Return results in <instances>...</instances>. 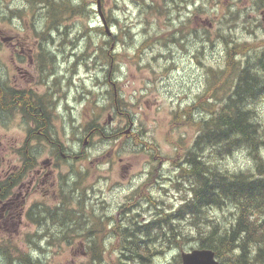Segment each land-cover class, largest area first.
<instances>
[{
	"label": "rangeland",
	"instance_id": "374dc122",
	"mask_svg": "<svg viewBox=\"0 0 264 264\" xmlns=\"http://www.w3.org/2000/svg\"><path fill=\"white\" fill-rule=\"evenodd\" d=\"M34 1L0 0V83L17 78L44 94L49 130L63 151L74 147L81 156L70 164L54 160L55 193H33L22 216L0 226V262L8 264L2 254L15 259L19 252H30L33 264H89L94 255L102 257L98 264H119L125 228L155 220L160 209H180L189 194L191 179L183 167L196 147L198 123L176 115L198 103L213 73L218 78L229 47L247 44L240 59L250 52L251 72L264 74L257 60L264 61V0H100L106 24L98 0H70L72 7L85 2V12L64 14L52 33L54 41L51 8ZM99 27L103 30L92 29ZM118 100L124 103L120 108ZM260 103L258 122L264 128V99ZM15 114L13 108L0 110V157L19 164L17 151L28 139L42 164L51 156L50 145L37 140L40 130L22 126ZM260 150L258 159L247 146L223 150L222 166L254 177L256 161L264 163V147ZM84 204L96 226L83 220ZM236 215L225 208L211 210L207 219L220 222L224 232ZM77 218L94 231L95 238L87 236L84 243L95 254H85L80 236L64 234V224L78 228ZM182 224L190 237L196 236L195 227ZM197 246L186 241L163 255L155 253L152 262L182 264L181 254ZM224 259L218 260L230 264ZM247 260L264 264L262 256Z\"/></svg>",
	"mask_w": 264,
	"mask_h": 264
},
{
	"label": "trees",
	"instance_id": "16d2710c",
	"mask_svg": "<svg viewBox=\"0 0 264 264\" xmlns=\"http://www.w3.org/2000/svg\"><path fill=\"white\" fill-rule=\"evenodd\" d=\"M55 1L39 0L38 2L43 7L48 4L51 8L54 28L57 27L58 21L63 20L64 14L71 12L79 16L85 12V2L72 7L70 0ZM92 29L103 30L101 27ZM246 47L249 50L247 44L229 47L227 49L229 58L226 55L225 65L219 69L218 78H215L216 73H213V76L208 78V86L199 97L198 103L176 115L178 120L185 115L186 121L198 123L196 147L188 153L189 165L183 167V171L191 179L189 194L184 204L173 214L160 209V215L157 212L155 220L152 219L144 225L126 227V237L129 238H126V243L123 239L119 264H125L123 259L125 262L133 261L132 264H151L156 251L157 254L163 255L174 247H180L186 241L196 242L200 249L214 251L221 261L226 257L224 260L229 259L230 264H243V261L247 264V259L254 261L261 256L264 258V163L256 161L257 174L254 177L234 174L222 166V158L227 155L223 150L234 151L238 147L247 146L255 152L258 159L260 148L264 147V128L258 122L260 114L263 116L260 102L264 99V74L259 71H256L257 74L251 72L254 68L246 58L249 57L250 52L245 55V59H240ZM111 59L113 60V57ZM257 60L260 70L264 72V61L262 58ZM112 88L115 94L116 88ZM6 97L7 94L4 98ZM0 99L3 100L2 97ZM121 104L124 105L118 100L115 106L120 108ZM199 108L202 109V114L195 122L193 116ZM203 111L207 113L206 117ZM47 114L50 115L49 112ZM44 134L51 138L55 136L52 130H49V125H45ZM53 141L56 142V138ZM233 146L237 147L232 149ZM199 150L201 153L198 154ZM205 150L207 152L203 153ZM78 191L79 189L76 193ZM77 197L79 202L85 199L84 194ZM225 208L237 211V218L222 232L221 223L214 224L213 220L207 219V216L211 210L215 212ZM80 213L83 220L89 222L91 227L97 225V222L92 220V215L88 214L85 204ZM38 220L37 218L35 221ZM181 220L195 227L197 231L195 237H190V232L186 228L181 229L184 228ZM74 222L78 228L64 226L66 227L64 234L80 236L83 243L87 236L95 238L91 236L94 231L91 227L88 228L86 223L79 222L78 218ZM84 244L87 256L90 252L96 253L91 244L86 242ZM2 247L0 245L1 249ZM234 253L237 255L232 256ZM4 257L8 260V264H16V262L33 264L30 252H19L18 258L15 259L8 253L2 254L1 258ZM101 260L102 257L94 255L89 264H98Z\"/></svg>",
	"mask_w": 264,
	"mask_h": 264
},
{
	"label": "flooded vegetation",
	"instance_id": "af4514ba",
	"mask_svg": "<svg viewBox=\"0 0 264 264\" xmlns=\"http://www.w3.org/2000/svg\"><path fill=\"white\" fill-rule=\"evenodd\" d=\"M38 2L39 0L35 3L38 4ZM38 5L41 8L43 7L41 4ZM57 29L55 27V29L49 31L50 38H52V33L57 31ZM9 40L13 46H16L13 37H9ZM5 94H7V99L9 98V100H5ZM0 97L4 100L0 99L3 111L9 112L12 108L15 109V116L21 120L22 126H29L31 130H40L36 139L40 142L46 141L50 145L51 154L47 160L39 164V154L34 153L32 143L27 139L24 148L17 151L19 164L13 165L12 160L7 161L5 158L2 159L0 157V226H7L8 224L6 223H9L12 218L22 216L20 210L24 209L33 193L44 190L47 193L54 194V191L58 189L59 181L53 173L54 160L56 165L60 161L70 164L72 161H76L78 154L74 147L71 151H63L57 139L54 142L53 138L44 134L45 125L50 126L52 120L50 115L47 114V112L50 113V107L44 99V94H39L32 87L27 88L17 78H10L4 86V90L3 85L0 83ZM134 127L135 124L131 127V131ZM128 264L131 263L129 262Z\"/></svg>",
	"mask_w": 264,
	"mask_h": 264
},
{
	"label": "water",
	"instance_id": "95a60500",
	"mask_svg": "<svg viewBox=\"0 0 264 264\" xmlns=\"http://www.w3.org/2000/svg\"><path fill=\"white\" fill-rule=\"evenodd\" d=\"M98 14L103 23L106 24L104 16L101 11L100 0L97 2ZM182 264H220L216 259L214 251L210 249H195L191 252L181 254Z\"/></svg>",
	"mask_w": 264,
	"mask_h": 264
},
{
	"label": "bare ground",
	"instance_id": "6f19581e",
	"mask_svg": "<svg viewBox=\"0 0 264 264\" xmlns=\"http://www.w3.org/2000/svg\"><path fill=\"white\" fill-rule=\"evenodd\" d=\"M34 2H35V1H34ZM38 4H39V3H38ZM47 5H48V4H47ZM47 5H46V7H47ZM35 7H36V6H35ZM41 11H42V9H41ZM40 13H41V12H40ZM116 20H117V19H116ZM111 25H112V24H111ZM124 25H125V24H124ZM60 26H61V25H60ZM59 28H60V27H59ZM54 29H55V28H54ZM58 30H59V29H58ZM63 30H64V29H63ZM63 33H64V32H63ZM57 52H58V51H57ZM83 57H84V56H83ZM67 59H68V58H67ZM75 68H76V67H75ZM75 70H76V69H75ZM62 81H63V80H62ZM60 83H61V82H60ZM60 87H62V86H60ZM60 91H61V90H60ZM59 93H60V92H59ZM67 94H68V93H67ZM66 96H67V95H66ZM50 130H51V129H50ZM95 131H96V130H95ZM100 131H101V130H100ZM100 131H99V132H100ZM96 132H98V131H96ZM102 132H103V131H102ZM102 132H101V133H102ZM92 134H93V133H92ZM92 134H90V135H92ZM50 135H51V134H50ZM51 136H52V135H51ZM53 139H54V138H53ZM54 145H55V144H54ZM83 151H84V150H83ZM61 152H62V151H61ZM63 153H64V152H63ZM70 153H72V152H70ZM70 153H69V154H70ZM81 153H82V152H81ZM77 154H78V153H77ZM74 155H75V154H74ZM78 155L81 156V154H78ZM76 157H77V156H76ZM74 159H75V158H74ZM129 201H130V200H129ZM85 205H86V204H85ZM125 212H126V211H125ZM126 213H127V212H126ZM168 214H169V213H168ZM172 214H173V212H172ZM169 216H170V215H169ZM45 218H46V217H45ZM170 218H171V217H170ZM66 219H67V218H66ZM167 220H168V219H167ZM73 221H74V220H73ZM73 221H72V222H73ZM45 222H46V221H45ZM70 222H71V221H70ZM76 222H77V221H76ZM42 224H44V223H42ZM61 224H62V223H61ZM83 224H85V223H83ZM46 225H47V224H46ZM61 226H62V225H61ZM64 226H65V224H64ZM73 226H74V225H73ZM68 227H69V226H68ZM65 228H66V227H65ZM77 231H78V230H77ZM47 232H48V231H47ZM61 234H62V233H61ZM88 234H89V233H88ZM123 235H124V234H123ZM126 235H127V234H126ZM92 236H93V235H92ZM127 237H128V236H127ZM127 237H126V238H127ZM126 238H125V239H126ZM128 238H129V237H128ZM91 239H93V238H91ZM167 239H168V238H167ZM169 244H170V243H169ZM165 245H166V244H165ZM166 248H167V247H166ZM155 249H156V248H155ZM167 249H168V248H167ZM91 250H92V249H91ZM165 250H166V249H165ZM155 251H156V250H155ZM156 252H157V251H156ZM156 252H155V253H156ZM161 252H162V250H161ZM147 254H148V253H147ZM156 254H157V253H156ZM157 255H158V254H157ZM159 255H161V254L159 253ZM139 256H140V255H139ZM153 257H154V256H153ZM159 257H160V256H159ZM155 258H156V256H155ZM144 259H145V258H144ZM146 259H147V258H146ZM148 259H150V258H148ZM123 260H124V259H123ZM1 261H2V260H1ZM93 261H94V260H93ZM97 261H98V260H97ZM144 261H145V260H144ZM147 261H148V260H147ZM9 262H10V261H9ZM153 262H155V261H153ZM153 262H152V263H153ZM0 263H1V262H0ZM32 263H33V262H32ZM99 263H100V262H99ZM152 263H151V264H152ZM1 264H2V263H1ZM122 264H123V263H122ZM153 264H154V263H153ZM155 264H156V263H155Z\"/></svg>",
	"mask_w": 264,
	"mask_h": 264
}]
</instances>
